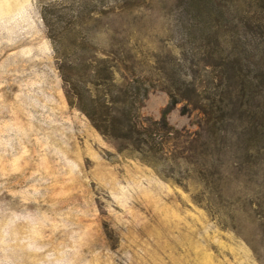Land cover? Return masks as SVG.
Listing matches in <instances>:
<instances>
[{
    "label": "rangeland",
    "instance_id": "1",
    "mask_svg": "<svg viewBox=\"0 0 264 264\" xmlns=\"http://www.w3.org/2000/svg\"><path fill=\"white\" fill-rule=\"evenodd\" d=\"M234 2L245 90L188 49L181 0H0V264H264V0ZM136 86L129 139L111 117ZM222 89L215 134L202 108Z\"/></svg>",
    "mask_w": 264,
    "mask_h": 264
},
{
    "label": "trees",
    "instance_id": "2",
    "mask_svg": "<svg viewBox=\"0 0 264 264\" xmlns=\"http://www.w3.org/2000/svg\"><path fill=\"white\" fill-rule=\"evenodd\" d=\"M183 6L181 7L180 31L186 37V44L188 49L195 52L206 51L207 54L215 61L216 66L221 68L220 80L217 88L221 86L222 81L227 76V70L232 68L235 74L238 76V83L242 89H246L251 86V80L247 79V75L243 72V65L245 60V52L247 47L239 36V23L235 22L237 16L234 15L235 5L234 0H181ZM238 15V14H237ZM242 20V17L238 18ZM259 46V45H258ZM255 54H258L256 52ZM264 58V56H263ZM213 64V63H212ZM264 75V72H263ZM264 79V78H263ZM80 77L77 78V82L74 87L77 89V106L83 112H85L93 124L102 132L107 129L103 127L101 123V115L98 114V110L90 103V100L85 97L81 90V83H83ZM137 90L134 96H131L126 89L123 92L122 102L125 103V107L116 109L121 113L119 115H113L111 117V126L114 130L123 131V135L129 139L137 137L142 132L138 127V115L136 117L135 112L137 108L144 103V99L147 98L150 91L145 87L142 94V100L137 99L140 87L136 86ZM177 91L183 96L188 92H196L198 88L191 83H187L185 80H180V84L177 86ZM170 99L167 105L161 112L160 120H155V124H161L163 128L167 125V116L174 106L179 102L177 93L169 91ZM210 99V103L202 108V112L205 117V123L208 125L209 130L212 133H220L226 126L229 120V105L230 103L225 97L224 90L217 91L213 96L207 97ZM134 111V114L132 113ZM182 113H187V107L181 109ZM106 120V119H105ZM254 132L259 135H264V119L255 124ZM162 128V127H161Z\"/></svg>",
    "mask_w": 264,
    "mask_h": 264
}]
</instances>
